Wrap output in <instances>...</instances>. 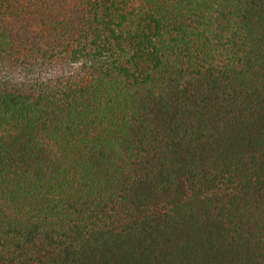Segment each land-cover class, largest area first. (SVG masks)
Wrapping results in <instances>:
<instances>
[{"label": "trees", "instance_id": "1", "mask_svg": "<svg viewBox=\"0 0 264 264\" xmlns=\"http://www.w3.org/2000/svg\"><path fill=\"white\" fill-rule=\"evenodd\" d=\"M0 264H264V0H0Z\"/></svg>", "mask_w": 264, "mask_h": 264}]
</instances>
